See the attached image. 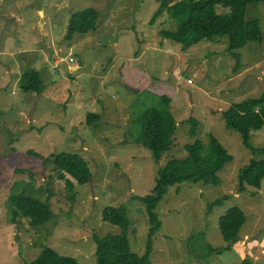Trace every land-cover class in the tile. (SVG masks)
Instances as JSON below:
<instances>
[{
	"label": "rangeland",
	"instance_id": "374dc122",
	"mask_svg": "<svg viewBox=\"0 0 264 264\" xmlns=\"http://www.w3.org/2000/svg\"><path fill=\"white\" fill-rule=\"evenodd\" d=\"M159 7L156 0H0V264H74L65 258L97 264L93 236L123 232L102 221L105 208L120 206L131 221L132 251L144 254L150 223L139 198L152 193L158 171L188 158L187 147H206L213 139L233 161L218 185L169 189L157 208L162 226L153 238L152 263L264 264V178L258 190L239 180L252 161H264V128L250 135L253 154L223 116L232 104L264 91V4L249 5L246 13L258 20L261 43L233 53L228 37L183 51L161 34L173 24L167 12L152 21ZM87 8L99 13L95 30L66 40L71 14ZM68 53L73 62L57 65ZM27 69L41 72L40 95L19 89ZM136 92L172 100L174 145L158 163L136 144ZM89 113L100 114V122L88 126ZM60 153L85 161L91 182L79 186L55 170L51 157ZM65 180L75 185L72 191ZM19 193L50 199L52 220L33 226L22 215L13 219L9 198ZM232 208L243 211L246 223L228 248L219 221Z\"/></svg>",
	"mask_w": 264,
	"mask_h": 264
},
{
	"label": "trees",
	"instance_id": "16d2710c",
	"mask_svg": "<svg viewBox=\"0 0 264 264\" xmlns=\"http://www.w3.org/2000/svg\"><path fill=\"white\" fill-rule=\"evenodd\" d=\"M156 1L160 7L155 12L152 21L167 12L172 17L173 24L170 29L161 31V34L165 39L181 45L183 51H187L201 41H213L220 37H228V51L231 53L249 44L261 43L262 35L258 20H247L246 13L249 5L264 4V0ZM217 6L229 11L220 13L216 10ZM98 14L94 8L72 13L68 21L65 39L71 40L74 34L86 35L95 30ZM235 58L240 60L237 54H235ZM238 66L240 67L239 63ZM17 84L19 89L26 94L40 95L45 89L41 72L35 69H27L19 77ZM136 96H138V103L137 101L135 103L139 107L131 119L137 131L136 144L150 150L155 162L158 163L160 158L167 154L174 145L177 122L171 112L172 100L168 96L150 98L145 95V97L140 92H136ZM223 113L226 127L237 132L241 136L244 146L255 154L256 151L250 143V135L252 132L264 128V91L256 98L232 104ZM100 120V114L89 113L87 115L88 126L96 125ZM189 123L193 125L192 120ZM194 127L190 130L192 136L195 135ZM187 151L189 155L186 160L172 161L163 170L158 171L152 193L139 198L145 206L150 223L145 253L139 255L132 251L128 236L131 221L126 207H107L103 211L102 221L120 227L123 232L104 237H99L96 234L93 236L96 244L97 264H153L151 260L153 238L162 226L157 215V208L169 189L183 183L218 185L221 182L219 173L233 161L228 152L215 139L210 141L206 147L196 142L187 147ZM51 163L55 170L68 175L79 186L89 184L92 178L88 164L78 155L60 153L51 157ZM62 174L59 176L60 180L64 178ZM263 178L264 161H252L239 175L241 187L244 188L245 185H248L257 190L260 189ZM65 186L72 191L75 185L65 180ZM224 199L213 202L209 208L220 206ZM9 202L16 210L12 213L13 219L22 215L30 219L33 226L45 225L54 216L50 199L42 202L25 193H19L11 196ZM245 223L246 216L239 208L229 209L220 218L219 228L224 241L229 244L228 248L237 242ZM217 250L215 249V251ZM64 260H72L76 264L73 259L65 258ZM243 264H249V262L245 260Z\"/></svg>",
	"mask_w": 264,
	"mask_h": 264
},
{
	"label": "built area",
	"instance_id": "2783aa9c",
	"mask_svg": "<svg viewBox=\"0 0 264 264\" xmlns=\"http://www.w3.org/2000/svg\"><path fill=\"white\" fill-rule=\"evenodd\" d=\"M72 63L73 62V58H72V56L68 53V55L67 56H65L64 58H61V59H59V61L57 62V65H61V66H64L63 64L64 63ZM56 65V66H57Z\"/></svg>",
	"mask_w": 264,
	"mask_h": 264
},
{
	"label": "crops",
	"instance_id": "0c3cea01",
	"mask_svg": "<svg viewBox=\"0 0 264 264\" xmlns=\"http://www.w3.org/2000/svg\"><path fill=\"white\" fill-rule=\"evenodd\" d=\"M63 68H64V70H65L66 73H69L70 72V70L67 67L66 68L63 67Z\"/></svg>",
	"mask_w": 264,
	"mask_h": 264
},
{
	"label": "water",
	"instance_id": "95a60500",
	"mask_svg": "<svg viewBox=\"0 0 264 264\" xmlns=\"http://www.w3.org/2000/svg\"><path fill=\"white\" fill-rule=\"evenodd\" d=\"M91 181H89V183H90Z\"/></svg>",
	"mask_w": 264,
	"mask_h": 264
}]
</instances>
